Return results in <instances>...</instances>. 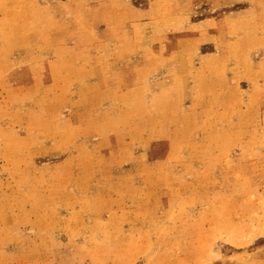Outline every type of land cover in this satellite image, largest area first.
Listing matches in <instances>:
<instances>
[{
	"label": "rangeland",
	"instance_id": "obj_1",
	"mask_svg": "<svg viewBox=\"0 0 264 264\" xmlns=\"http://www.w3.org/2000/svg\"><path fill=\"white\" fill-rule=\"evenodd\" d=\"M0 264H264V0H0Z\"/></svg>",
	"mask_w": 264,
	"mask_h": 264
}]
</instances>
